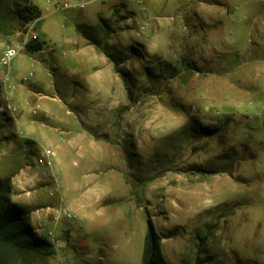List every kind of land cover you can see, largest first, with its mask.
<instances>
[{
  "label": "rangeland",
  "instance_id": "1",
  "mask_svg": "<svg viewBox=\"0 0 264 264\" xmlns=\"http://www.w3.org/2000/svg\"><path fill=\"white\" fill-rule=\"evenodd\" d=\"M4 1L0 53L19 51L0 67V177L30 164L43 203L65 208L52 180L67 187L63 145L84 130L117 165L99 175L94 236L33 227L43 264H140L147 217L166 264H264L262 0H27L41 17L25 24Z\"/></svg>",
  "mask_w": 264,
  "mask_h": 264
},
{
  "label": "crops",
  "instance_id": "2",
  "mask_svg": "<svg viewBox=\"0 0 264 264\" xmlns=\"http://www.w3.org/2000/svg\"><path fill=\"white\" fill-rule=\"evenodd\" d=\"M262 2L256 11L264 18V1L262 0ZM258 24V27L262 28L260 22ZM2 146L3 141L0 139V169L8 170L10 163L4 159L5 157L2 158L6 152ZM63 147L67 155V187L60 185L57 178H54L56 181L52 180V182L55 183L56 187L61 188L60 204H66L67 208L66 206L65 208H57L43 203L39 190L47 181L46 172L42 170L32 171L30 164H25V166L19 167L17 171L10 172V174L0 178H11L10 200L30 209V223L39 236L40 233L46 234L49 229L57 226L67 229L70 235H75L74 229L79 226L86 230L84 235L94 236L98 226L96 211L101 212L103 210L101 207L103 197L100 196L98 187L102 186L104 182L103 179L98 181L99 175L107 170H110L111 173L117 172L114 168L117 165L112 164V162L105 164V156H111L112 152L109 150L106 152L103 142L89 131L84 130L67 136V142ZM53 156H55L53 149H42L36 158V163L50 167ZM48 194L52 196L53 192ZM64 213H67V218ZM71 215L75 217L71 218ZM58 219L60 221L56 222L55 220Z\"/></svg>",
  "mask_w": 264,
  "mask_h": 264
},
{
  "label": "trees",
  "instance_id": "3",
  "mask_svg": "<svg viewBox=\"0 0 264 264\" xmlns=\"http://www.w3.org/2000/svg\"><path fill=\"white\" fill-rule=\"evenodd\" d=\"M4 2L3 6H8L11 9L9 11H12L22 24L41 16L38 6L27 0L23 5L17 2L8 3L6 0ZM92 43L100 48L97 41L92 40ZM43 44L44 42L38 39H32L27 43L26 49L38 50ZM107 56L114 61L110 54ZM116 72L126 80L123 70L116 69ZM198 129L207 130V127L198 126ZM11 190V178H0V264H43L52 244L37 235L30 223V209L10 200ZM159 242L152 221L147 217L140 264H166Z\"/></svg>",
  "mask_w": 264,
  "mask_h": 264
},
{
  "label": "built area",
  "instance_id": "4",
  "mask_svg": "<svg viewBox=\"0 0 264 264\" xmlns=\"http://www.w3.org/2000/svg\"><path fill=\"white\" fill-rule=\"evenodd\" d=\"M93 1H97V0H76V3H71V2H63L62 4H60L59 8H63V9H70V8H78V9H82L84 8L85 5H87L88 3H91ZM105 1V0H103ZM52 50V49H50ZM19 51V47H12V46H6L2 52L0 53V67H4L7 70L9 69V64L11 62V60L17 55ZM23 80H28L27 77H23ZM7 79H5L4 81H6ZM6 109H9V106H6ZM71 218H74V215L70 216Z\"/></svg>",
  "mask_w": 264,
  "mask_h": 264
}]
</instances>
